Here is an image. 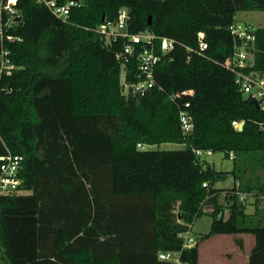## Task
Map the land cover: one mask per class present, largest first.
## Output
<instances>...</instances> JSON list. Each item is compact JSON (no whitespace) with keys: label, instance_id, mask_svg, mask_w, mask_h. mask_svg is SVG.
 <instances>
[{"label":"trees","instance_id":"obj_1","mask_svg":"<svg viewBox=\"0 0 264 264\" xmlns=\"http://www.w3.org/2000/svg\"><path fill=\"white\" fill-rule=\"evenodd\" d=\"M19 1L14 35L22 41L10 46L17 70L0 90V157L23 158L22 183L0 197L1 264H172L159 259L169 252L199 264L203 242L244 234L255 238L248 264H264V111L223 66L243 46L230 31L236 14L264 12V0H79L69 24L37 0ZM122 8L131 33L175 41L143 97L121 86L116 56L125 40L107 47L97 32ZM199 32L204 56L187 51L198 48ZM254 35L244 72L264 76V29ZM138 75L134 57L127 80ZM185 90L194 97L171 100ZM187 101L194 128L184 136L179 110ZM162 144L183 148H147ZM196 150L229 160L234 153L235 167L216 171ZM230 177L234 187L221 204L225 191L215 185ZM238 192L254 197L253 214ZM203 214L212 217L209 233L183 249V235Z\"/></svg>","mask_w":264,"mask_h":264},{"label":"built area","instance_id":"obj_2","mask_svg":"<svg viewBox=\"0 0 264 264\" xmlns=\"http://www.w3.org/2000/svg\"><path fill=\"white\" fill-rule=\"evenodd\" d=\"M19 0H0V90L4 77H11L17 70L16 65L11 59L10 46L20 43L22 38L14 35V32L21 22V9ZM39 5L44 6L55 18L63 23L69 24L71 13L74 9L82 7L79 0H37ZM129 11L122 8L118 20L115 23H104L98 27L97 32L103 37L105 45L112 47L120 39L125 40L120 52L116 58L121 63L123 74L121 86L128 96L143 97L155 87V69L163 56L175 49V41L168 38H160L149 31L133 34L129 30ZM255 28L251 25L238 27L232 25L231 33L243 41V46L236 48L232 56L227 58L223 66L235 74V84L238 89L252 100L256 101L262 111H264V76L257 73H246L244 70L251 67L248 63L250 54L248 51L249 44L255 41ZM197 49L187 48V51L193 52L199 56H204L208 50L206 34L199 32L197 34ZM138 59V81L131 83L127 80L126 69L131 58ZM193 90L178 92L171 97L176 102L184 98L194 97ZM191 102L184 103L179 110V120L182 133L188 135L193 130V118L189 112ZM240 122H233L236 129L240 128ZM212 150H196L197 158L203 159L213 155ZM234 153L230 154V159H234ZM23 158L8 152L5 156L0 157V197L10 196L19 191L22 183L19 178ZM207 187V184H204ZM241 202H246L251 195L247 193H237ZM183 249H192L199 243V237L195 236L193 227L183 235ZM161 261L172 264H188L181 259V253H161Z\"/></svg>","mask_w":264,"mask_h":264},{"label":"rangeland","instance_id":"obj_3","mask_svg":"<svg viewBox=\"0 0 264 264\" xmlns=\"http://www.w3.org/2000/svg\"><path fill=\"white\" fill-rule=\"evenodd\" d=\"M235 24L238 27L251 25L255 29H264V12L249 11L238 12L235 17ZM149 150H178L182 149V145L177 144H162L154 147H147ZM210 166L216 171L230 172L234 169L235 164L232 160L225 159L223 153H214L209 157H205ZM240 162V161H239ZM241 168L244 166L238 165ZM264 178V174H263ZM217 189L228 190L234 187L233 178H228L224 182H219L215 185ZM225 192L220 194V203L225 204ZM255 212L254 197L249 196L246 200V213L251 215ZM212 217L208 214H203L196 219L193 224V232L195 236L201 237L210 231ZM242 239V244L238 245L237 240ZM255 245V238L251 234L241 236H220L211 240L205 241L199 247L201 251V264H248L249 255ZM1 256V249H0ZM1 264V260H0Z\"/></svg>","mask_w":264,"mask_h":264},{"label":"crops","instance_id":"obj_4","mask_svg":"<svg viewBox=\"0 0 264 264\" xmlns=\"http://www.w3.org/2000/svg\"><path fill=\"white\" fill-rule=\"evenodd\" d=\"M226 194H227V192L225 191V194H224V195H225V201H226V196H227ZM219 200H220V198H219ZM238 236H241V235H238ZM218 237H220V236H218ZM214 238H216V237H214ZM211 239H213V238H211ZM211 239H209V240H211ZM240 240H242V239H240ZM207 241H208V240H207ZM203 243H204V242H203ZM199 247H200V246H199ZM200 258H201V251H200ZM199 264H201V263H200V260H199Z\"/></svg>","mask_w":264,"mask_h":264},{"label":"water","instance_id":"obj_5","mask_svg":"<svg viewBox=\"0 0 264 264\" xmlns=\"http://www.w3.org/2000/svg\"><path fill=\"white\" fill-rule=\"evenodd\" d=\"M103 20H105L104 18H103ZM244 125H245V123L244 122H242L241 123V125H240V128L238 129L239 131H242L243 130V128H244Z\"/></svg>","mask_w":264,"mask_h":264}]
</instances>
